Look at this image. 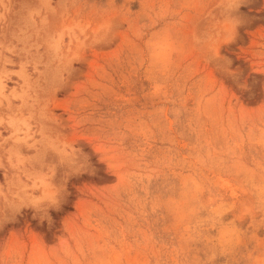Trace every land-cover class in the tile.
Here are the masks:
<instances>
[{"label":"rangeland","instance_id":"1","mask_svg":"<svg viewBox=\"0 0 264 264\" xmlns=\"http://www.w3.org/2000/svg\"><path fill=\"white\" fill-rule=\"evenodd\" d=\"M0 264H264V0H0Z\"/></svg>","mask_w":264,"mask_h":264}]
</instances>
